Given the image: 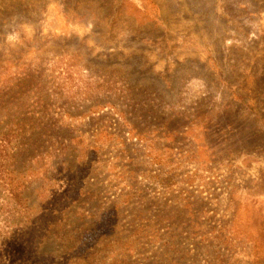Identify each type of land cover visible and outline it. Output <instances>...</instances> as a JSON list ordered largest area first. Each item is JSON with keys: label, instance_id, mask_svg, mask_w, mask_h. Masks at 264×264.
<instances>
[{"label": "rangeland", "instance_id": "rangeland-1", "mask_svg": "<svg viewBox=\"0 0 264 264\" xmlns=\"http://www.w3.org/2000/svg\"><path fill=\"white\" fill-rule=\"evenodd\" d=\"M0 264H264V0H0Z\"/></svg>", "mask_w": 264, "mask_h": 264}]
</instances>
